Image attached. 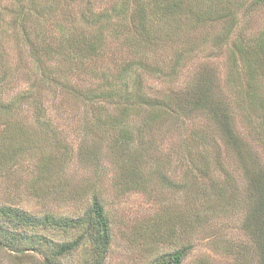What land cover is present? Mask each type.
<instances>
[{
	"label": "trees",
	"instance_id": "1",
	"mask_svg": "<svg viewBox=\"0 0 264 264\" xmlns=\"http://www.w3.org/2000/svg\"><path fill=\"white\" fill-rule=\"evenodd\" d=\"M7 1L18 4L10 27L22 55L27 53L22 61L27 88L2 110L11 111L17 102L31 107L42 140L71 163V145L53 128L46 104L49 97L58 96L61 102L83 107L85 135L109 137L116 192L147 191L153 182L180 193L193 205V218L182 216L186 224L195 218L205 223L201 215L215 210L210 199L223 201L229 189L239 190L223 157L224 152L233 154L246 183L244 227L264 264V28L252 34L240 25L242 18L249 20L264 9V0ZM3 22L0 9V29ZM201 51H208L209 58L227 54L224 87L229 95L213 74L200 68L179 87L186 64ZM10 71L3 80L11 78ZM150 81L168 88L159 90ZM202 115L209 123L204 130L190 126L189 121ZM161 131L180 134L179 180L170 175L171 160L147 161L148 149ZM90 147L81 143L80 161L94 153ZM36 168L47 179L49 157L40 159ZM0 218L16 227L43 225L82 232L74 242L57 246L52 258L44 256L43 264H58L86 245L87 264L106 263L111 223L97 195L75 218L38 219L1 206ZM164 221V217L155 221L152 237L159 246L178 245L177 228ZM182 234L184 241H191L187 230ZM5 238L0 232V249L9 245L16 249L13 242L5 244ZM192 249L189 243L181 245L180 250L158 255L153 263L183 264ZM14 252L22 253L16 254L17 260L24 258L21 249Z\"/></svg>",
	"mask_w": 264,
	"mask_h": 264
},
{
	"label": "rangeland",
	"instance_id": "2",
	"mask_svg": "<svg viewBox=\"0 0 264 264\" xmlns=\"http://www.w3.org/2000/svg\"><path fill=\"white\" fill-rule=\"evenodd\" d=\"M17 6L16 2H0V9L5 15V22L0 29V206L18 209L38 219L45 216L57 219L75 218L88 208L93 195L101 197L112 232L111 247L105 264H154L158 255L173 253L180 250L181 245L188 243L193 249L183 264H260L259 253L244 227L246 183L233 154L224 152L223 157L225 163L230 165L229 171L239 190L235 192L236 190L229 189L230 192H227V198L223 201L210 199L215 210L207 206L212 212L201 215L205 223L198 222L195 218L186 224L182 216L185 219L193 218V205L180 193L160 189L153 182L148 185L147 191L133 190L125 194L116 192V170L107 152L109 137L101 135L89 138L85 135L83 107L72 106L64 99L61 102L58 96L49 97L46 104L53 128L59 131L64 142L66 140L71 145V163H68L63 152L52 151L51 146L42 140L44 137L35 125L31 107L19 106L17 102L15 107H11V111L2 110L13 97L18 100L27 88L22 79V61L27 53L22 55L17 37L10 27ZM240 22L243 27L251 29L252 34H257L264 28V9L260 8L252 18H242ZM227 62V54L209 58L208 51L199 52L198 56L186 64L178 79L179 87L185 85L200 68L213 74L218 87L229 95L230 92L224 87ZM8 69L12 76H6L3 80ZM150 82L159 90L168 88L159 81ZM192 120V123L189 121L190 126L195 124L201 130L205 129L203 126L209 125L204 115ZM168 126L163 127L167 129ZM155 136L154 145L148 149L147 161L159 163V160H171L173 168L170 175L179 180L182 175L178 163L181 152L179 132L166 134L161 131ZM188 136L189 132L186 137ZM82 142H87L94 150L85 161L78 159ZM44 157H49L47 179L42 178L36 168ZM201 210L204 211L203 208ZM160 217H164L165 226L173 224L177 228L178 245L159 246L152 237L151 231L156 228L154 223ZM182 230L191 234V241H184ZM0 232L7 238L5 244L13 242L16 245V249H12V245L0 249V264H43L44 256L52 258L57 246L70 244L82 234L81 231L66 232L43 225L16 227L1 218ZM17 249L23 252L24 258L21 260L15 258L16 254H22L15 253L14 250ZM89 252V246H83L72 256L60 258L58 264H87Z\"/></svg>",
	"mask_w": 264,
	"mask_h": 264
}]
</instances>
